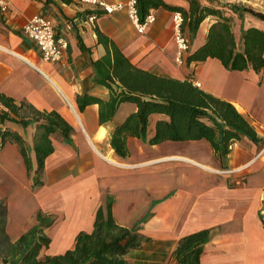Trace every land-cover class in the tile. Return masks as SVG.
<instances>
[{
  "label": "crops",
  "instance_id": "crops-1",
  "mask_svg": "<svg viewBox=\"0 0 264 264\" xmlns=\"http://www.w3.org/2000/svg\"><path fill=\"white\" fill-rule=\"evenodd\" d=\"M106 1L126 3L128 0ZM166 1L188 6L186 0ZM10 2L8 12L0 9V92L18 101L30 102L41 110H56L75 125L72 143L65 142L59 132L51 135L55 150L45 163V170L55 172L60 178L54 184V197L62 201L57 209L45 208L47 200L31 206L22 198V193H31L33 187L18 145L8 143L0 149V199L8 204L7 232L11 239L16 240L36 224L37 212L43 209L55 215L60 233L55 239L52 228L48 230L52 247L55 243L57 246L51 249L50 245L42 254L62 253L74 245L79 231L93 229L98 207L106 205L111 195L113 213L121 225L133 227L149 214L141 223V232L151 240L142 248L132 250L127 264H167L179 238L204 228L212 229V239L206 245L202 264L232 259L238 264H264L261 220V214L264 215V69L231 71L217 58L189 63L190 52L205 42L214 21L211 17L202 22L195 36L185 32L190 49L185 63L179 65L173 36L174 11L166 8L150 9L155 12L156 20L140 33L126 7L105 14L96 5L80 0ZM89 11L102 13H96L97 18L90 20L89 15L93 13ZM38 13L48 15L57 36L69 41L61 62L45 61L36 42L24 32V26ZM80 38L86 49L81 48ZM111 41L140 68L179 79L192 75L194 83H201L200 88L231 101L254 126L261 140L256 142L243 136L235 141L227 169L221 168L205 139L168 140L151 145L129 137L130 156L118 157L110 144L111 133L137 110V105L121 103L113 120L105 124H100L99 104L88 105L81 112L85 132L74 120L69 104L71 101L78 108L77 96L86 92L104 101L110 100V89L95 80L93 61L103 59L112 50ZM163 117L156 113L150 116V135ZM11 128L19 131L33 147L39 133L35 125L23 128L14 124ZM106 154L124 165L111 162ZM32 158L36 164L34 151ZM68 169L72 174L64 176ZM17 207L18 214L12 216V210Z\"/></svg>",
  "mask_w": 264,
  "mask_h": 264
},
{
  "label": "trees",
  "instance_id": "trees-1",
  "mask_svg": "<svg viewBox=\"0 0 264 264\" xmlns=\"http://www.w3.org/2000/svg\"><path fill=\"white\" fill-rule=\"evenodd\" d=\"M186 1L187 7L166 0H138L140 18L144 20L152 8L179 11L184 17L183 31L195 36L202 22L211 17L214 21L205 42L190 52L189 63L217 58L231 71L260 72L264 69V11L232 0L221 5L211 4L210 0L206 3ZM99 35L101 37V33ZM79 42L81 48L86 49L81 38ZM110 44L112 50H108L103 59L93 61L95 80L110 89V100L104 101L86 92L77 96V106L81 113L88 105L99 104L100 124H105L113 120L121 103L137 105V110L117 124L111 133L110 144L118 157L130 156L129 137L151 145L168 140L205 139L212 146L221 168L227 169L235 141L243 136L256 142L261 140L254 126L231 101L198 87L192 75L179 79L140 68L112 41ZM155 113L164 117L157 121L155 132L150 135L149 120ZM14 124L38 128L33 147L19 131L11 128ZM73 130L74 126L58 111L41 110L30 102L18 101L0 92V149L8 143L18 145L33 188L44 184L42 175L46 159L55 150L51 135L59 132L65 142L72 143ZM113 204V196L108 195L106 205H100L96 211L93 229L79 231L71 248L59 254H42L52 243L48 230L56 223L55 215L40 209L37 223L12 240L7 232L8 204L0 199V264H127L130 252L151 240L141 232V223L149 214L140 223L127 227L116 220ZM261 220L264 227L263 214ZM211 239V228L182 236L167 264H202Z\"/></svg>",
  "mask_w": 264,
  "mask_h": 264
},
{
  "label": "built area",
  "instance_id": "built-area-1",
  "mask_svg": "<svg viewBox=\"0 0 264 264\" xmlns=\"http://www.w3.org/2000/svg\"><path fill=\"white\" fill-rule=\"evenodd\" d=\"M86 4L96 5L105 14H112L115 11L126 7L129 18L133 22L137 31L144 33L149 24L156 20V14L150 10L144 20L140 18L138 10V0H128L126 3L116 2L108 3L106 0H80ZM10 0H0V9L2 12H8L10 9ZM97 14L89 15L90 20L97 18ZM184 17L179 11L173 13V36L176 43V62L179 65L185 63V58L190 49V39L183 31ZM26 35L36 42L41 52L42 58L51 63L61 62L69 47V41L64 36H57L53 20L46 14H35L24 26ZM198 87L200 82L195 83ZM224 173L229 171L224 170Z\"/></svg>",
  "mask_w": 264,
  "mask_h": 264
},
{
  "label": "rangeland",
  "instance_id": "rangeland-1",
  "mask_svg": "<svg viewBox=\"0 0 264 264\" xmlns=\"http://www.w3.org/2000/svg\"><path fill=\"white\" fill-rule=\"evenodd\" d=\"M170 1L172 3L185 2V0H170ZM229 1H231V0H210L209 2L211 4L221 5L223 3H229ZM232 1H237L241 4L248 5V6L255 8V9L264 11V0H232ZM201 2L206 3V0H201ZM237 24H239V21L237 22ZM71 172H72L71 169L65 170L63 175L64 176L65 175L66 176L71 175L72 174ZM73 173L75 174V171H73ZM59 179H60L59 176L56 175L55 172L45 170L43 175H42V180L45 181V186L37 187L36 189L31 188V193L24 191L22 193V198H24L25 201L27 203H29L30 205L32 204L31 206H35L37 204V202H39L41 200H42V202L44 200H47V202L44 201L45 204L43 203L45 208H48V209L59 208L60 205H62V201L59 197H57V198L54 197V194L56 193V188H55L54 184ZM41 210H43V209H41ZM18 211H19L18 207H17V209H13L12 210V216L17 215ZM51 231L53 234V238L56 239V237L60 233V223H58V222L55 223L54 226L52 227ZM54 241L55 240H53V242ZM56 246H57V244L55 243L54 246L52 247V245H51L50 248L55 249Z\"/></svg>",
  "mask_w": 264,
  "mask_h": 264
},
{
  "label": "bare ground",
  "instance_id": "bare-ground-1",
  "mask_svg": "<svg viewBox=\"0 0 264 264\" xmlns=\"http://www.w3.org/2000/svg\"><path fill=\"white\" fill-rule=\"evenodd\" d=\"M225 72H227V71H225ZM231 75V74H230ZM228 76V75H227ZM227 78V77H226ZM231 79V78H230ZM238 81V80H237ZM225 83V82H224ZM227 84V83H226ZM240 85V84H239ZM227 86V85H226ZM226 88V87H225ZM68 100V99H67ZM69 102V101H68ZM70 110H71V113H72V115H73V118H74V120L77 122V124L79 125V127L82 129V130H84L85 132H86V130H85V126H84V122H83V118H82V115H81V113L79 112V110H78V108L70 101ZM88 116H90V114L88 115ZM72 118V117H71ZM89 118H91V117H89ZM92 119V118H91ZM88 124V123H87ZM75 126V125H74ZM88 126V125H87ZM77 129V128H76ZM90 142H91V144L93 145L94 143H93V140L92 139H90ZM95 146V145H94ZM96 147V146H95ZM99 152V151H98ZM105 157L108 159V160H110L111 162H113V163H115V164H118V165H124L123 163H121V161L119 162V161H117V160H115V159H113V158H111L110 157V154H106L105 155ZM245 168V167H244ZM35 194V193H34ZM251 236V235H250ZM63 238V237H62ZM63 241V240H62ZM56 242V241H55ZM60 242V241H59ZM252 244V243H251ZM215 246V245H214ZM213 247V246H212ZM215 253V252H214ZM259 254V253H258ZM236 255H237V253H236ZM249 255V254H248ZM256 256V255H255ZM204 257V256H203ZM234 257V256H233ZM240 258V257H239ZM256 258H258V257H256ZM261 258H263V257H261ZM255 259V258H254ZM249 260V259H248ZM258 260L259 259H257L256 260V263H259L258 262ZM215 261V260H214ZM209 262V261H208ZM249 262H250V260H249ZM263 262V261H262ZM206 264V263H205ZM211 264H238L237 262H235L233 259L230 261H227V260H223V261H218L217 260V262L216 263H211ZM263 264V263H262Z\"/></svg>",
  "mask_w": 264,
  "mask_h": 264
}]
</instances>
